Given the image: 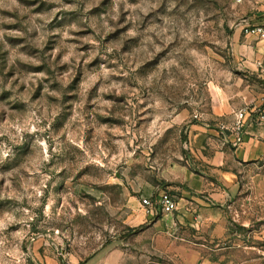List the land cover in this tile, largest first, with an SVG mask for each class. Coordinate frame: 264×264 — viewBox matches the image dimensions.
Listing matches in <instances>:
<instances>
[{
    "label": "rangeland",
    "instance_id": "obj_1",
    "mask_svg": "<svg viewBox=\"0 0 264 264\" xmlns=\"http://www.w3.org/2000/svg\"><path fill=\"white\" fill-rule=\"evenodd\" d=\"M247 22L264 0H0V264H264V158L190 148L264 109Z\"/></svg>",
    "mask_w": 264,
    "mask_h": 264
},
{
    "label": "crops",
    "instance_id": "obj_2",
    "mask_svg": "<svg viewBox=\"0 0 264 264\" xmlns=\"http://www.w3.org/2000/svg\"><path fill=\"white\" fill-rule=\"evenodd\" d=\"M262 76H264V73H262ZM261 111L262 110L260 108H245V113L242 119L239 118V113L235 112V115L231 116L232 118L229 120V123L227 126H225V128L220 127L216 129L208 128L207 125L204 124H192L190 127L192 133L190 137V148L192 149L194 156L202 161H205L208 166H213L216 159H221V161H223L227 155V152H229L239 163L263 159L264 124L258 122V115ZM196 131L199 133H204L206 136L211 135L209 143L213 147L212 151H208L205 154L200 151L198 141L199 136H194ZM197 135L199 134L197 133ZM183 168L184 171H187L183 182L178 184L177 182H173L171 180L169 182L170 185H177L180 187H182L181 185H187L188 188L184 189L183 193H186L187 191L191 192V189H194L196 192H198V188L202 186L200 182L202 179L201 171L196 168H192L191 164H186L183 166ZM184 195L185 194L182 196ZM177 200L178 209L172 213H164L166 216L169 217V214L180 215L186 210L184 204L182 203L184 197H177Z\"/></svg>",
    "mask_w": 264,
    "mask_h": 264
},
{
    "label": "built area",
    "instance_id": "obj_3",
    "mask_svg": "<svg viewBox=\"0 0 264 264\" xmlns=\"http://www.w3.org/2000/svg\"><path fill=\"white\" fill-rule=\"evenodd\" d=\"M243 0H237V2H242ZM245 32L247 34L262 35L264 36V29L261 26L251 27L247 22L245 24ZM261 72L264 73V62H258ZM244 110L239 112V118L242 119L244 116ZM258 122L264 124V110H262L258 115ZM240 125V124H238ZM142 206L145 213L148 216H157L164 213H172L178 209L177 197L167 190H158L153 195L148 197H143L141 200Z\"/></svg>",
    "mask_w": 264,
    "mask_h": 264
}]
</instances>
